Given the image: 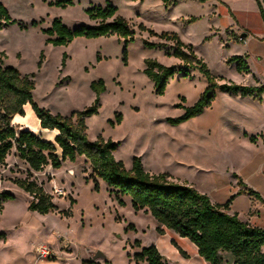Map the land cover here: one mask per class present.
<instances>
[{"label": "rangeland", "instance_id": "rangeland-1", "mask_svg": "<svg viewBox=\"0 0 264 264\" xmlns=\"http://www.w3.org/2000/svg\"><path fill=\"white\" fill-rule=\"evenodd\" d=\"M58 1L61 0H0L12 19L27 27L21 30L17 24L0 30V53L7 57L4 65L35 76L33 95L39 107L53 115L70 117L93 105L91 84L104 80L107 91L101 96L99 114L86 121L87 135L91 142L103 138L120 143L115 158L128 170L134 158H141L147 172L170 174L174 182L195 188L214 203L230 201L239 181L242 189L250 188L264 197V135L258 133L264 132V105L241 102L239 97L217 92L215 102L204 114L182 125H171L169 119L185 114L179 106L193 107L208 82L197 70L190 71L188 78L179 73L169 82L166 94L157 96L154 84L144 74L145 61L156 60L177 70H183L184 65L166 56L165 51H174L172 42L151 37L139 28L143 25L158 34H177L183 43L193 46L220 85L261 88L264 72L254 75L249 69L239 74L237 64L228 63L243 55L245 46L240 35L224 30V20L217 19L214 25L220 30L209 31L207 7L195 4L167 7L151 0H73L74 5L67 8L51 5ZM220 1L236 9L256 8L253 0ZM108 4L116 7L118 15L136 32L135 42L128 47V65L123 61L124 42L117 37L80 38L67 47L47 44L44 31L51 28L54 20L60 19L70 29L93 27L96 23L86 10L94 6L106 8ZM217 8L221 15L226 14L221 5ZM211 12L217 16L214 10ZM177 16L173 23L168 21ZM187 17L201 21L186 25ZM35 22L37 27L33 26ZM145 42L162 45L165 51L148 49ZM120 115L122 123L118 124ZM13 124L17 129L32 131L37 119L28 109L27 116L15 118ZM41 130L33 132L48 134ZM243 131L255 134L256 144ZM58 154L61 156L60 151ZM29 175L52 196L58 211L48 216L28 211L32 198L13 181L26 180ZM94 180L85 158L64 163L57 171L49 166L43 172L31 173L14 149L7 166L0 168V239L6 241L5 246L0 242V264H134V255L140 253L135 243L152 245L158 239L157 223L150 215L136 213L130 199L121 207L103 181L98 180L96 191ZM55 187L63 189L65 195L57 197ZM4 192L15 200L5 202ZM259 202L260 223H264V204ZM247 206L248 198H240L235 204L240 209ZM64 211H70L71 216L61 215ZM256 215L257 211H250L248 216ZM40 246L48 247L53 258H41L36 252Z\"/></svg>", "mask_w": 264, "mask_h": 264}, {"label": "trees", "instance_id": "trees-1", "mask_svg": "<svg viewBox=\"0 0 264 264\" xmlns=\"http://www.w3.org/2000/svg\"><path fill=\"white\" fill-rule=\"evenodd\" d=\"M134 1L144 3L147 0ZM158 1L170 7L178 5L183 0ZM256 1L264 19V0ZM51 5L67 8L73 6L74 2L61 0ZM86 14L96 23L95 26L70 29L60 19H56L51 28L44 31L48 37L47 44L67 47L80 38L97 40L117 37L124 42L123 61L128 65V47L135 42L136 32L124 18L118 15V9L111 4L106 8L94 6L86 10ZM197 21V18H190L184 23L191 25ZM17 24L9 10L0 3V30ZM18 25L21 30H27L25 25ZM33 26L37 27L38 24L35 22ZM139 29L141 32H147L151 37L172 42L173 52L165 51L162 45L150 42H145L144 45L148 49L165 51L166 56L175 58L184 65L183 70H177L175 67H166L156 60L145 61L144 74L154 84L157 96L166 94L169 82L179 73H182L184 78H188L190 71L197 70L208 82L207 89L193 107L179 106L185 109V114L175 120L169 119L171 125L179 126L204 114L215 102L217 92L243 98L255 97L258 102H262L264 86L254 88L227 83L220 85L204 60L197 56L193 46L183 43L177 34L168 32L158 34L143 25ZM6 58L4 53H0V168L7 166V159L14 149L20 159L27 163L29 169L36 173L43 172L49 166L54 170H60L66 162L76 163L79 158H85L92 169V177L96 179L94 180L96 191H99L98 180H101L121 207L126 206L123 199L130 198L136 213L145 212L155 219L159 224L157 228L159 234H163V227L181 238L188 239L198 248L199 255L208 264H264V228L243 222L238 214H229L230 205L236 196L224 205L214 204L209 196L195 188L174 182L170 174L157 175L147 172L141 158H134L132 168L128 170L115 158L120 143L106 141L103 138L95 142L89 140L86 121L99 114L101 96L107 91L104 80L91 84V90L95 94L91 107L73 113L70 117L53 115L50 111L39 107L34 100L35 76L23 75L17 69L4 65ZM42 59L43 55L39 67L42 66ZM66 59L67 55L64 56L63 67L66 66ZM100 60L101 58H98V61ZM228 63L237 64L236 69L239 74L249 72L247 63L242 57H233ZM28 109L40 122L42 130L58 132L54 143L44 140L29 129H17L14 126L15 118L19 116L25 118ZM117 123H122L121 115ZM250 141L256 144L257 139L251 137ZM59 151L61 156L58 154ZM13 184L32 198L28 206L29 212L48 216L58 211L52 196L32 180L31 175L26 180H14ZM238 186L243 187L241 181ZM238 195H248L264 204L261 196L251 189L244 188ZM2 197L5 202L15 200V197L9 193H3ZM71 204L74 205L75 200H72ZM60 214L64 217L71 216L70 211ZM132 227L135 230V227ZM135 246L141 248L140 242L137 241ZM179 250L186 255L181 249ZM133 262L134 264H168L155 246L143 248L140 253L134 255Z\"/></svg>", "mask_w": 264, "mask_h": 264}, {"label": "crops", "instance_id": "crops-1", "mask_svg": "<svg viewBox=\"0 0 264 264\" xmlns=\"http://www.w3.org/2000/svg\"><path fill=\"white\" fill-rule=\"evenodd\" d=\"M151 1L157 2L158 0H151ZM201 1H204V3H201ZM253 1L256 3V8L254 10H250V11L232 8L231 6L225 4L224 2H222L220 0H183L175 7H179V6H182V5L187 4V3L199 5L202 8L207 7L208 13L205 17L208 19L209 23L211 24L209 31L213 30V29L220 30V28L216 27L214 25V23L217 20H220V21L224 20V22H225L224 30L230 29L236 35H240L241 38L243 39L242 45H244L245 47L243 49V55L241 57L244 58V60L246 61L248 68L250 69V71L254 75H260L262 72H264V19H263V16L259 10L257 1L256 0H253ZM158 3L161 4L162 2L158 1ZM219 5H221L226 10V14L221 15L219 8H217ZM211 10H214V12L217 13V16H214L213 13L211 12ZM190 18H197V17H187L186 19L188 20ZM177 19H178V16L173 17V18L170 17L168 21L170 23H173ZM197 19H198V21L195 24H198L201 21L200 18H197ZM220 34L222 35L223 32H220ZM254 88H258V87H254ZM263 96L261 97L262 98L261 103L258 102V100L255 97L251 98V100L248 99L250 97H247V98H243L241 96H235V97H239V98H237V100L241 101V102L247 100V101L256 103L260 106H263L264 105ZM25 114H26V112H25ZM19 117L23 119V117H21V116H19ZM21 129H24V128H21ZM36 129L41 130L40 122H38V121H37V126L33 125L32 132ZM41 131H43L44 133H48V134H46L47 136L45 134H39V133L35 132L36 135H38V136L42 137L44 140L52 142V143H54L55 138L58 136L57 131H48V130H41ZM243 133L245 134L246 137H248L249 135H250L249 138L255 137L254 136L255 134H252L251 132L249 133L248 131H243ZM258 133H263V135H264L263 131H260ZM30 172L36 173V172L31 171V170H30ZM100 181L101 180H99V182ZM248 189H250V188H248ZM241 190H242V188L238 187V190L233 195V197L234 196H236V197L234 198V200L232 201V203L230 205L229 214H231V215L238 214L239 218L243 222L249 223L250 225H252L254 227L264 228V225H260V224H264V223H260L261 219H262V214H261V211L259 208L261 205L260 202L257 199L252 198L248 195H240L239 196L238 193ZM4 193H7V192H4ZM256 193H258L260 195L259 192H256ZM260 196L264 200V197L262 195H260ZM240 198H248L247 208L240 209L238 207H235L236 202ZM126 199H130V198H124L123 199L125 204L128 203ZM214 204L224 205L223 203H214ZM250 211H257L258 215L254 216V217H249L248 215H249ZM139 213H144L145 215H149V214H146L145 212H139ZM157 228H159L158 223L156 225V231H157ZM162 230H163V234H159L157 232L158 233V239L152 245L149 244L148 246H145L142 242L139 241L141 244V248H138L139 251H141L143 248H146V247L155 246L158 249L160 255L164 258L165 261L168 262V264H208L199 255L198 248L193 243H191L188 239L181 238L179 235H177L173 231L167 230L163 227H162ZM134 231H137L136 227H135ZM3 235H4V233L1 234V236H3ZM7 240H8L7 243L9 244V241H10L9 237L7 238ZM0 242H2L3 245L5 246L6 241H2V239H0ZM179 249H181L186 255H183Z\"/></svg>", "mask_w": 264, "mask_h": 264}, {"label": "built area", "instance_id": "built-area-1", "mask_svg": "<svg viewBox=\"0 0 264 264\" xmlns=\"http://www.w3.org/2000/svg\"><path fill=\"white\" fill-rule=\"evenodd\" d=\"M240 41L243 42V39L240 38ZM54 191H55L54 194L57 197H63L65 195V191L63 189H61V188L55 187ZM36 252L43 259L53 258V254H52L51 250L48 247H46V246L38 247L36 249Z\"/></svg>", "mask_w": 264, "mask_h": 264}, {"label": "water", "instance_id": "water-1", "mask_svg": "<svg viewBox=\"0 0 264 264\" xmlns=\"http://www.w3.org/2000/svg\"><path fill=\"white\" fill-rule=\"evenodd\" d=\"M98 256H101V253H99Z\"/></svg>", "mask_w": 264, "mask_h": 264}]
</instances>
